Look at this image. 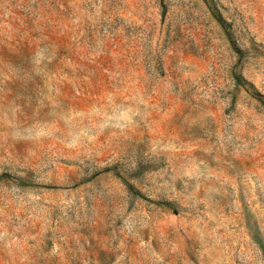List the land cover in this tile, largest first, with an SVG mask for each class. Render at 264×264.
Listing matches in <instances>:
<instances>
[{
  "label": "rangeland",
  "instance_id": "rangeland-1",
  "mask_svg": "<svg viewBox=\"0 0 264 264\" xmlns=\"http://www.w3.org/2000/svg\"><path fill=\"white\" fill-rule=\"evenodd\" d=\"M0 264H264V0H0Z\"/></svg>",
  "mask_w": 264,
  "mask_h": 264
}]
</instances>
